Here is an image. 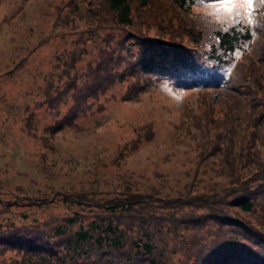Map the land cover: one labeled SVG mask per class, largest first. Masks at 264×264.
<instances>
[{
  "label": "trees",
  "instance_id": "1",
  "mask_svg": "<svg viewBox=\"0 0 264 264\" xmlns=\"http://www.w3.org/2000/svg\"><path fill=\"white\" fill-rule=\"evenodd\" d=\"M262 14L264 8L256 13ZM49 26L31 54L53 38L63 47L51 56L41 92L51 100L79 82L89 92L52 134L74 125L80 107L88 112L117 84L127 83L117 97L125 101L168 83L198 94L200 112L185 105L178 124L185 129H176L177 145L192 147L200 160L194 183L185 182L174 196L56 191L62 203L52 207L68 210L52 218L50 245L0 264H264V28L245 31L227 23L221 29L204 18L201 0H59ZM135 140L118 147L111 163L122 167L139 145ZM45 155L40 152L39 161ZM119 177L125 183L132 175ZM15 194L39 198L22 186Z\"/></svg>",
  "mask_w": 264,
  "mask_h": 264
},
{
  "label": "rangeland",
  "instance_id": "2",
  "mask_svg": "<svg viewBox=\"0 0 264 264\" xmlns=\"http://www.w3.org/2000/svg\"><path fill=\"white\" fill-rule=\"evenodd\" d=\"M58 1L0 0V259L41 254L50 245L46 233L54 225L52 218L56 222L65 210L52 207L62 203H57L62 199L56 191L75 188L109 196L129 190L174 196L185 182L194 183L192 171L200 160L192 147L177 145L176 129L185 105L191 113L200 112L198 94L174 91L168 83L125 101L117 97L125 93L127 83L117 84L100 94L88 112L80 107L74 125L52 134L74 103L77 109L78 103L82 106L80 97L89 95L81 82L51 100L40 90L47 82L52 54L63 45L53 38L32 54L30 48L50 30L53 4ZM47 5L51 11L46 17ZM24 56H28L26 64L7 73ZM184 129L182 125L180 131ZM147 134L151 140L144 137ZM134 139L139 145L129 152L122 167L111 163L117 148ZM40 152L46 153V161H39ZM120 172H129L132 178L122 183ZM20 186L39 198L15 194ZM13 197L18 202L9 200ZM31 227L39 229L32 231ZM4 247L10 249L4 251Z\"/></svg>",
  "mask_w": 264,
  "mask_h": 264
},
{
  "label": "snow or ice",
  "instance_id": "3",
  "mask_svg": "<svg viewBox=\"0 0 264 264\" xmlns=\"http://www.w3.org/2000/svg\"><path fill=\"white\" fill-rule=\"evenodd\" d=\"M204 18L223 29L227 23L245 31L255 26L258 30L264 28V14L257 17L258 10L264 8V0H201ZM239 59V53L236 54Z\"/></svg>",
  "mask_w": 264,
  "mask_h": 264
}]
</instances>
